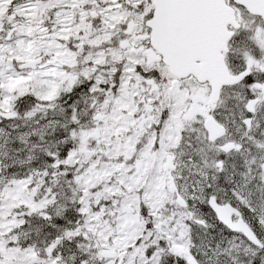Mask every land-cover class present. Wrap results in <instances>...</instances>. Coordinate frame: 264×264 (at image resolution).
<instances>
[{
  "label": "snow or ice",
  "instance_id": "1",
  "mask_svg": "<svg viewBox=\"0 0 264 264\" xmlns=\"http://www.w3.org/2000/svg\"><path fill=\"white\" fill-rule=\"evenodd\" d=\"M0 264H264V0H0Z\"/></svg>",
  "mask_w": 264,
  "mask_h": 264
}]
</instances>
